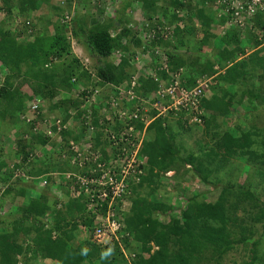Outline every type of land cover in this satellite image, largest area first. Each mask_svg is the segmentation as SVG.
<instances>
[{
	"label": "trees",
	"instance_id": "1",
	"mask_svg": "<svg viewBox=\"0 0 264 264\" xmlns=\"http://www.w3.org/2000/svg\"><path fill=\"white\" fill-rule=\"evenodd\" d=\"M2 1L0 11H6V16L4 22H0V122L8 120L16 124L22 115L28 112V103L34 97L42 98L45 104L48 102L49 113L41 112L36 121L24 123L27 128L18 140L21 150L16 151L18 156L23 157V162L17 168H22L25 164L28 167L31 154L27 150L38 147L41 153L44 149L43 159L39 158L37 153L38 162L33 163L32 168L27 171L30 177H42L51 171L65 172L68 170V164L59 161L45 150L51 143L50 138L41 133L34 135L30 131L36 127L39 120L52 115H59L64 122L70 117L71 108L77 110V116L82 118L84 115L79 101L68 94L75 89L76 83L82 82L83 79L89 81L92 77L72 52L69 31L91 58H98L95 71L102 80L100 85H119L133 73L131 56L127 54L131 53V49L129 45L123 44L122 40L128 35V30L123 28L120 34L112 36L109 28L113 27V24H109L103 17L105 11L99 7L97 10L93 8L92 14H85L79 11L77 6L81 0H76L75 7L70 6L72 0ZM142 1L145 10H157V0ZM198 2L201 3V8L185 4L181 0H173L171 4L177 9H188L186 27L182 29L176 25L179 18L173 14L169 25L174 26L171 31L174 40L165 41L164 37L159 35L153 44L164 49L163 55L167 57L171 71L183 70L186 85L192 86L198 78L217 73L216 64L224 69L217 78L219 85H224L220 88L221 93L218 94V85L215 86L211 97L204 98L201 104L206 113L211 112L214 116H202L206 131H210L213 122L211 119L230 114L236 97L233 90L238 84L245 87V92L240 97L241 103L246 97L251 102V94H254L255 98L262 95V89H257L255 83L246 86V82L257 79L259 84L261 78L264 79V55L261 54L264 51V16L254 21L257 31L263 34L262 39H259L260 36L254 29H246L243 33L237 28H231L224 35L217 36L212 30L213 24L218 23L217 17L206 8L215 0ZM132 3L133 0L123 1L116 13V21L130 9ZM44 5L50 12L45 16L46 20L41 21L43 25L39 21L36 25L27 24L31 14ZM91 6L94 7L93 1ZM53 12L57 13L59 22L51 20ZM66 15L70 16L69 23L62 22ZM15 16L24 17L21 21L24 26L14 30H11V27L6 28L3 24L8 20L15 21ZM196 20L201 23V39L196 38L199 33L195 27ZM50 26H54V32H51ZM195 38L196 42H192ZM247 42H251V47L257 48L250 54L246 53L244 46ZM206 47L211 49L210 54L205 52ZM119 53L120 60L115 58L114 61V55L119 56ZM258 70H262L263 74L256 78ZM160 74L161 77L168 78L167 72ZM141 83L144 95L157 88L152 79L142 78ZM87 91L81 92L84 99ZM62 94L65 96L55 101ZM257 108L254 106L255 110ZM179 117L182 119L184 116ZM181 119L178 121L187 124L185 119ZM168 120V117L159 118L149 128L155 139L145 142L142 149V154L148 156L146 176L140 184L133 187L130 196L132 208L130 213L123 215L125 231L130 235L126 238V249L136 254L131 264H227L225 261L230 253L236 252L238 248L247 249V245L252 241L251 231L254 226L250 228L252 223L248 218L251 217L254 224L258 222L264 225V199L252 182L249 181L245 185L230 180L224 184L221 179L217 180L218 174L226 169L232 172V163L236 162L238 168L241 165L254 164L259 167L257 172L264 177V127L253 126L248 132H243L238 127V134L225 132L222 137L216 133L213 135L216 143L201 146L204 152L202 157L192 154L185 157ZM91 126L99 130L96 142L100 144L102 124L97 110H94ZM62 135L65 139L71 137L69 131H63ZM51 144L54 146V143ZM238 159L243 161L242 164L237 162L240 161ZM189 165L192 167L191 173L203 184L216 187L217 181L221 182V193L214 202L201 200L197 195L189 196L188 208L183 215L180 218L173 216L171 222L165 225L158 217H154L158 211L165 213L168 210L165 209V203L158 202L154 205L156 202L147 200L145 193L148 190V195H153L152 186H158L162 173ZM4 167L6 162H1L0 169ZM20 181L13 183V186H19L18 194L25 196L28 203L17 208L20 216H16L14 220L0 219V264H18L21 257L34 260L39 256L59 264H119L127 261L121 248L115 243L102 245L87 240L86 243L75 244L79 230L83 228L87 231L93 223V219L86 215V204L83 200L71 198L61 209H57L58 202L50 196L49 186L41 191L36 199H31L29 191L35 186H27L26 179ZM13 186L9 184L5 195L13 192ZM64 191L68 198V191L65 188ZM48 212L53 215L51 223L44 220ZM239 212H242L243 216H240ZM257 212L260 213L259 216ZM5 222H13L11 229L2 225ZM21 235L24 239L20 238ZM30 236L32 244L26 248L24 244ZM251 250L252 257L248 256L243 264L264 263V249L260 251L253 246ZM228 264L237 262L234 259Z\"/></svg>",
	"mask_w": 264,
	"mask_h": 264
},
{
	"label": "built area",
	"instance_id": "2",
	"mask_svg": "<svg viewBox=\"0 0 264 264\" xmlns=\"http://www.w3.org/2000/svg\"><path fill=\"white\" fill-rule=\"evenodd\" d=\"M181 1L202 7L198 0ZM213 7L218 23L213 24L212 30L219 36L231 28H237L243 33L246 29L256 30L254 21L264 16V0H215ZM175 14L180 19L175 24L184 29L188 9H177ZM66 16L62 19L63 23L70 22V16ZM195 22L196 27H200V22ZM154 33L163 37L171 35L168 28L165 31L155 30ZM164 57V63L158 70L148 73V76L142 74L157 84V88L147 95H144L143 90H137L141 87L139 73L134 81L119 85H98L100 79L92 74L91 88L85 87L80 91L88 90L83 99L84 115L79 119V126L91 127L94 110L98 113L102 111L100 144L96 142L94 134L78 140L70 139L65 149H58L57 155L68 164V170L50 174L57 184L65 185L70 199L83 200L86 204V215L93 219L91 228L87 230L92 240L102 245L117 244L128 261L133 260L136 254H130L126 249V238L130 235L125 231L123 215L130 211L127 201L133 187L140 184L146 175L148 158L141 153L146 130L156 119L169 114L183 115L190 124H201L204 122L202 116L205 111L201 106L202 101L209 98L218 83L215 75L219 73H215L198 78L192 86L186 85L183 70L171 72L167 57ZM158 71L167 72L168 78L159 76ZM44 108L45 101L34 97L28 103L30 114L22 115V119L27 123L35 121L39 113L46 112ZM76 116V111H70V117L64 122L59 115L46 117L37 123L34 131L61 144L64 142L62 132L77 127L72 120ZM46 149L52 150V145H47ZM47 184V180L42 182V186ZM62 198L63 194L60 193L58 199Z\"/></svg>",
	"mask_w": 264,
	"mask_h": 264
},
{
	"label": "rangeland",
	"instance_id": "3",
	"mask_svg": "<svg viewBox=\"0 0 264 264\" xmlns=\"http://www.w3.org/2000/svg\"><path fill=\"white\" fill-rule=\"evenodd\" d=\"M92 1L94 7L91 6ZM123 1L124 0H81L77 6L79 8V11L81 12L83 11L85 14H92L93 8H96L97 10V8L101 7V9L105 11V13L103 12L104 14L103 17L106 19L107 22H109V24L111 23L113 24V27L109 28V31L112 36L120 34L123 28L125 30L126 29L128 30V35L124 37L122 40H123V44L129 45L131 49V53H127V54L131 56L130 57L131 65L133 66L132 67L133 73L129 78V81L132 82L134 81L138 73L141 74V76L142 74L148 76L147 75L148 73L158 70L157 68H159L162 65V63H164V58H165L163 55L164 49L162 47L160 48L156 47L153 44L154 40H158V37L161 34L154 32L155 30L165 31V28H168V30L172 31L173 25H169V21L171 19V16L175 14V12L177 11V8L171 4L173 0H157L156 1L157 3L155 5L157 10L153 12L149 9L145 10L142 0H133L130 9L125 11L123 16L120 17V19L118 18L119 20L116 21L117 20V19L115 20V18H117L116 13L118 9L122 6ZM75 2L76 0H72L70 6L74 5L75 7L77 4V3L74 4ZM213 5L214 3L206 7L208 10H211L212 13L214 12L215 9ZM2 6H3V1L0 0V8H2ZM198 6H194V7L198 8ZM49 12L50 11L45 6L43 9V15H41V17H39L38 15L37 18L35 16L30 17L31 19L34 18L36 19L34 20L35 22H32L31 24L36 25L38 21L41 23V21L45 19V16L49 15ZM53 13L54 16H52L51 20L53 22H59V17L56 15L57 13L55 12ZM5 16H6V11H2L0 13V22H4ZM14 18L15 21L8 20V22L4 23L3 25L6 28L11 27L10 28L11 30H14L15 28H22L24 26V23L21 22L23 19H21L18 16H15ZM179 20L180 19H178L177 21ZM9 21L11 23H9ZM14 23L16 24L15 25L16 27L13 26ZM199 24L200 27L195 26L199 31V33L196 35L197 39H201L203 36V34L200 32L201 23ZM53 27L54 26L49 27L51 32H54ZM255 32H257L259 36L263 35L262 32L260 31L258 32L257 29L255 30ZM196 38L195 40H192V42H196ZM163 39H165V41L172 42L174 40L172 37V32L171 35H168ZM244 46L246 48L247 54H250L257 49L253 46L251 47V42L244 43ZM204 50L205 52L208 51V53L210 54L211 49L206 47ZM72 51L75 56H77L76 53L78 54V51L80 52L78 54L79 57L82 55V59L80 63L83 69L87 71V74L88 72H93L94 74H96L95 65L98 64L99 61L98 58H91L89 54L85 52V50L83 51L81 44L75 46V48L72 49ZM261 54L264 55V51ZM120 56H121L120 53L119 56L117 54L114 55V61L115 58L117 59L119 58L118 60H120L121 58ZM242 57H240L239 60H241ZM86 58L89 59L87 60ZM215 67L217 68L216 70L217 73L221 74L224 72V69L221 68V65L216 64ZM158 72H159L158 75L162 76L160 74V72L162 71H158ZM219 74L215 75L216 78H218ZM260 74L261 75L263 74L262 70L257 71V73L255 74L256 78L259 77ZM217 81L219 80L217 79ZM257 81H258L257 79H254L253 81H247L246 86H251L252 82L255 83V85H257V89L259 88L262 89L261 90L262 95L258 98H255L254 94H251L252 97L251 102L246 97L243 100L244 102L241 103L240 97L242 96L241 94L245 92L244 90L245 87L242 84L241 85L238 84V86L233 90V92L236 94V97L234 99V103H235L234 107L230 108V114L227 116L219 115L217 119H211L213 122H211L210 131H206L204 122H202L201 124H190L187 122V124H185L183 122L181 123L180 121H178L179 119H181L179 115L173 116L169 114L168 122L172 129V132L176 137L177 143L181 148L182 155L187 157L189 154H192L199 158L202 157L204 152L201 149L202 148L201 146L207 143L209 146L216 143L215 139H213V135L216 133H219L220 137H222L225 132L238 134L237 133L238 127L241 128L240 130H242L243 132H248L251 128H253V126L259 128L264 127V79L261 78L259 84ZM125 82H128V80ZM89 83L90 80L88 81V79H83L82 82L76 83L75 89H73L72 93L68 94L69 97H72L74 100L79 101L81 110L84 109V105H83L84 102H82L84 97H82L80 91L83 88L87 87ZM217 85L219 88L218 94H220L221 93L220 88L224 87V85L223 84L219 85V82L217 83ZM259 85L262 87H259ZM90 88L91 85L89 86V89ZM62 96L63 94L60 95L58 98H56L55 101L59 100ZM209 97H211V95ZM254 106H257L258 108L255 110ZM44 109L46 110V112L44 113H49L50 104L48 102H46ZM71 109H72L71 111L73 112L77 111L75 108H71ZM99 114L101 117L102 111ZM205 114L208 115L209 118L214 117L211 114V112L206 113L205 111ZM79 119H80L79 116H76L72 119L74 122L73 123L74 126H79L80 124ZM182 119H184V117ZM25 122L27 123V121L23 119L21 120L19 119L16 124H13L11 121L8 120L4 122H0V163L6 162V167L0 169V204H1L0 219L1 220L10 219L12 221L16 216L17 217L20 216L19 212L17 211L19 209L17 208L19 206L21 207L22 205L27 204L28 201L25 199V196L18 194L19 186H13V183L15 182L19 183L21 182L20 180L26 179V182L28 181L27 186H33L32 183L34 181L30 179L29 177L30 175H28L27 171H29L32 168L33 163L38 162L37 161L38 157L36 160V156H38L37 153L39 154V158H42V154L44 153V149H43V153H41V150L39 151L38 147L27 150L29 151L31 156L32 155H36V156L33 157L30 156L29 158L30 163L28 167L25 164L22 168L20 167L17 168L18 165L22 164L23 162V157L20 155L18 156L16 151L21 150L20 144L18 145V140L19 137L22 138V132L27 128L25 127L24 124ZM30 132L33 133V130H31ZM153 138L155 139V135L151 134L148 131L145 136L144 143L151 141ZM51 151L52 150H48V152ZM51 154L56 155V152L52 151ZM238 160L240 161L237 162L242 164L243 161L241 159ZM232 165L234 166L233 167L234 169L232 168V172L227 171V169L225 171L221 170L220 173L218 174L217 180L221 179L224 184L232 180V182L235 181L237 183L245 184V185L250 181L252 182V185L257 188V191L262 196V199H264V177H261V175L257 172L258 170L257 168L259 167L255 166L254 164L250 166L246 164V165H241L239 166L240 168H238V164L236 162L232 163ZM191 168L192 167L190 165L179 166V170H173L162 173L159 179L158 186H152V189L154 190L153 195H148L149 194L147 193L148 190L146 191L145 195L148 196L147 200H150L151 202H156L154 203V205H156L158 202H163L166 205L165 209H168L166 210L165 213H161L158 211L157 214H154V217H158V220L161 223L165 225L169 224L173 216H177L180 218L188 208L189 203L187 201V198L189 196L197 195L201 200H208L210 202L216 201L217 198L219 197L223 186L221 182L214 179V181H217L216 184L217 186L216 187L207 186L203 184L196 176H194L191 173L190 171ZM229 169L230 168H228V170ZM49 175L50 172L46 173L45 175V178L47 180H49ZM2 177L4 178V180ZM40 178L41 177H38L36 182V184H38V187H41L39 186ZM249 178H251L252 180H250ZM10 183L12 184L14 190L10 195H5V190L9 187ZM39 193L40 192L38 188L33 187L32 190L29 191V196L31 197V199H36ZM49 194L51 197H53V199H55L52 191H49ZM11 196H13V198ZM257 205L258 207H260L258 203ZM127 207L128 208L132 207L131 198L128 199L127 201ZM17 212L18 214H16ZM128 213H130V211ZM239 214L240 216H243L242 212H239ZM257 214L259 216L260 213L257 212ZM44 218H45L44 219L45 222L47 223L53 222V215L51 212H48L44 216ZM248 221H251L252 223L250 224V228L252 225L254 226V229H252L251 231L252 241L247 245V249L238 248L236 252L230 253L225 261L227 264L234 259L236 260L237 264H243V261L247 260L248 256L251 255L252 257L251 249L253 246L259 248L260 251L264 249L263 223L257 222L254 224L253 220H251V217L250 219L248 218ZM13 222H8V223L5 222L2 223V225L6 228L11 229V225H13L12 224ZM1 231L2 229L0 228V233ZM91 237L92 236L90 232L82 228L79 230V235L77 237V240L75 241V244L77 245L80 242L86 243L87 240H92ZM20 238L24 239L22 235L20 236ZM31 238H32L31 236L27 237L25 241L26 243L25 247L29 246V244H32ZM155 249L156 247H154V250ZM127 251L130 254L133 253L129 249H127ZM29 256L30 255H28V257ZM34 260L26 259L24 257L21 258L23 264H32ZM131 261L132 260L127 261V264H131Z\"/></svg>",
	"mask_w": 264,
	"mask_h": 264
},
{
	"label": "clouds",
	"instance_id": "4",
	"mask_svg": "<svg viewBox=\"0 0 264 264\" xmlns=\"http://www.w3.org/2000/svg\"><path fill=\"white\" fill-rule=\"evenodd\" d=\"M35 19V18H34ZM34 19H31V18H29L28 19V21H27V24H28V22H29V24H31L32 22H35L34 21ZM24 20V19H23ZM69 35L71 36L69 39L71 40V48L72 49H74L75 48V46H77L79 43L77 42V40L76 39H74L73 38V36H72V34H71V31H69ZM82 49H83V51H84V48L82 47ZM81 50V49H80ZM82 51V50H81ZM73 52V51H72ZM80 52L78 51V54H79ZM77 53H76V57L79 59V61L81 62V59H82V55L79 57V55H78ZM87 59V58H86ZM89 59V58H88ZM83 62V61H82ZM178 70V69H177ZM174 71H176V70H174ZM174 71H171V72H174ZM90 73V75H91V77H92V74H94L93 72H89ZM161 73V72H160ZM98 78H99V76L97 75V73L95 74ZM142 78H145V77H143V76H141V78L139 79V82L141 83V79ZM93 79V78H92ZM92 79L90 80V83H89V86L90 85H92L91 84V82H93L92 81ZM100 79V78H99ZM145 79H147V78H145ZM96 81H98L97 80V78L95 79ZM101 82H102V80L100 79L99 81H98V84H101ZM124 83V82H123ZM105 84V83H104ZM111 84H113V83H111ZM141 86H142V83H141ZM137 90H140V92H141V90H143V89H141V87H139ZM100 113V112H99ZM98 113V117H99V119H101V118H103V116H101L100 117V114ZM26 114H30L29 112H27ZM44 114H46V113H44ZM171 115V114H170ZM204 115H205V111H204ZM165 117H168V116H165ZM165 117H160V118H165ZM80 118V117H79ZM21 119H22V117H21ZM159 119V118H158ZM157 120V119H156ZM155 120V121H156ZM204 120V119H203ZM35 121H36V119H35ZM154 121V122H155ZM26 123V122H25ZM27 124V123H26ZM153 124V123H152ZM151 124V125H152ZM151 125L149 126V128L151 127ZM149 128L146 130V134H147V132L149 131ZM93 129V130H92ZM33 130V134L34 135H36V133H35V131H34V129H32ZM101 130V129H100ZM70 133H71V137H68V138H64V136L62 135V137H63V140H64V142L63 143H57V141H55V140H53V141H51L50 140V142L51 143H54V146H52V151H55L56 152V155H54V157H56V158H58L57 157V155H58V149H60V148H62V149H65L67 146H68V142H69V140L70 139H75V140H78L79 138H82V137H85V136H88V135H97V131H99V130H97L96 128L94 129L92 126L91 127H86V126H84V125H82L81 124V126H77L76 128H72V129H69L68 130ZM146 136V135H145ZM97 137V136H96ZM27 138V137H26ZM50 143V144H51ZM52 145V144H51ZM143 149V148H142ZM45 150L48 152V150L46 149V147H45ZM51 151V152H52ZM51 152H48L50 155H52L51 154ZM141 153H142V150H141ZM143 155V154H142ZM33 156H36V155H32L31 157H33ZM143 156H146V155H143ZM147 158H148V156H147ZM59 159V158H58ZM59 161H61L60 159H59ZM62 162V161H61ZM147 165H148V163H147ZM53 172H58V173H61V172H59V171H51L50 172V174L51 173H53ZM146 176V175H145ZM24 177H26V176H24ZM30 177V176H29ZM49 178H50V180H47L46 178H45V175L44 176H42L41 178H40V180H42L41 181V185H42V182L44 181V180H47V182H48V184L46 185V186H41L42 188H48V186L50 187L49 189H50V191H52V193H53V195H54V197H55V201H57L58 202V205L56 206V207H58L59 206V203H62L61 204V207L59 208H57V209H61L65 204H67V202H68V200L70 199L69 198V196H68V198L66 197V193H65V191H64V184H57L55 181H54V178L53 177H51L50 175H49ZM30 179L31 180H37V178H33V177H30ZM58 185V186H57ZM66 189V188H65ZM66 191H67V189H66ZM63 194V198H62V200L61 199H58L59 198V194ZM132 195V194H131ZM132 208V207H131ZM131 210V209H130ZM24 247H25V244H24ZM22 258V257H21ZM128 261V260H127ZM18 264H23L22 263V261H21V259H20V262L18 263Z\"/></svg>",
	"mask_w": 264,
	"mask_h": 264
},
{
	"label": "crops",
	"instance_id": "5",
	"mask_svg": "<svg viewBox=\"0 0 264 264\" xmlns=\"http://www.w3.org/2000/svg\"><path fill=\"white\" fill-rule=\"evenodd\" d=\"M44 7H45V5H44ZM44 7L42 6L39 10H37V11H34L32 14H31V17H33V16H35L36 18L39 16V17H41V15H43V9H44ZM2 11H0V13H1ZM18 13V12H17ZM40 13V14H39ZM38 15V16H37ZM21 19H24V17H20ZM34 20H36V19H34ZM14 25H16L15 23H14ZM33 181V180H32ZM40 181V185L39 186H42L41 185V181L42 180H39ZM36 182H37V180H34V182H33V186H35V188H38V190H39V192H41V191H43L44 190V188H42V187H38V184H36ZM37 186V187H36ZM13 205V204H12ZM76 241V240H75ZM59 264V263H57L56 261H54V260H52V259H44V258H42V257H38V258H36L33 262H32V264ZM119 264H127V261H124V262H122V263H119Z\"/></svg>",
	"mask_w": 264,
	"mask_h": 264
},
{
	"label": "flooded vegetation",
	"instance_id": "6",
	"mask_svg": "<svg viewBox=\"0 0 264 264\" xmlns=\"http://www.w3.org/2000/svg\"><path fill=\"white\" fill-rule=\"evenodd\" d=\"M127 81V80H126ZM128 81H129V79H128ZM124 83H126L125 81H124ZM141 83H139V85H140Z\"/></svg>",
	"mask_w": 264,
	"mask_h": 264
}]
</instances>
